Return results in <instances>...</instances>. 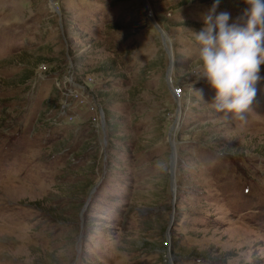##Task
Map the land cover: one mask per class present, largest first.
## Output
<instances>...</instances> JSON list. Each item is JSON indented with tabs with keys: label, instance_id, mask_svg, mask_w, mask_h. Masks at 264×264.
<instances>
[{
	"label": "rangeland",
	"instance_id": "374dc122",
	"mask_svg": "<svg viewBox=\"0 0 264 264\" xmlns=\"http://www.w3.org/2000/svg\"><path fill=\"white\" fill-rule=\"evenodd\" d=\"M212 2L0 0V264H264V82L239 117L189 74Z\"/></svg>",
	"mask_w": 264,
	"mask_h": 264
},
{
	"label": "clouds",
	"instance_id": "9594fccd",
	"mask_svg": "<svg viewBox=\"0 0 264 264\" xmlns=\"http://www.w3.org/2000/svg\"><path fill=\"white\" fill-rule=\"evenodd\" d=\"M220 2L213 0L201 30L193 31L199 48L189 74L194 83L203 80L214 90V111L242 117L264 82V0H243L242 17L231 23L229 12L217 11Z\"/></svg>",
	"mask_w": 264,
	"mask_h": 264
},
{
	"label": "water",
	"instance_id": "95a60500",
	"mask_svg": "<svg viewBox=\"0 0 264 264\" xmlns=\"http://www.w3.org/2000/svg\"><path fill=\"white\" fill-rule=\"evenodd\" d=\"M152 23L154 24V26L156 27L158 32H160L161 38L163 40L164 48H165V50L167 51V53L169 55L170 64H169V67H168V70H167V78L171 82L172 80L170 79V73L172 71V52L169 49V47L167 46L168 37L166 36V34L162 30L161 26L156 21H153ZM172 94L175 96V94L173 92V88H172ZM175 163H176L175 147H174V143H172V156H171L170 174H171V183H172V189L173 190L176 188L175 174H174Z\"/></svg>",
	"mask_w": 264,
	"mask_h": 264
},
{
	"label": "built area",
	"instance_id": "2783aa9c",
	"mask_svg": "<svg viewBox=\"0 0 264 264\" xmlns=\"http://www.w3.org/2000/svg\"><path fill=\"white\" fill-rule=\"evenodd\" d=\"M173 92H174V94H175V97L176 98H179L180 97V95H181V89L180 88H173Z\"/></svg>",
	"mask_w": 264,
	"mask_h": 264
},
{
	"label": "bare ground",
	"instance_id": "6f19581e",
	"mask_svg": "<svg viewBox=\"0 0 264 264\" xmlns=\"http://www.w3.org/2000/svg\"><path fill=\"white\" fill-rule=\"evenodd\" d=\"M177 99V98H176Z\"/></svg>",
	"mask_w": 264,
	"mask_h": 264
}]
</instances>
